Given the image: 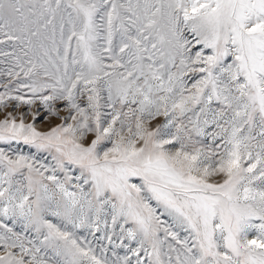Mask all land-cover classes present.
I'll return each instance as SVG.
<instances>
[{
	"label": "snow or ice",
	"instance_id": "snow-or-ice-1",
	"mask_svg": "<svg viewBox=\"0 0 264 264\" xmlns=\"http://www.w3.org/2000/svg\"><path fill=\"white\" fill-rule=\"evenodd\" d=\"M0 264H264V0H0Z\"/></svg>",
	"mask_w": 264,
	"mask_h": 264
},
{
	"label": "rangeland",
	"instance_id": "rangeland-1",
	"mask_svg": "<svg viewBox=\"0 0 264 264\" xmlns=\"http://www.w3.org/2000/svg\"><path fill=\"white\" fill-rule=\"evenodd\" d=\"M37 123H38V126H39L41 122L40 121H37Z\"/></svg>",
	"mask_w": 264,
	"mask_h": 264
}]
</instances>
